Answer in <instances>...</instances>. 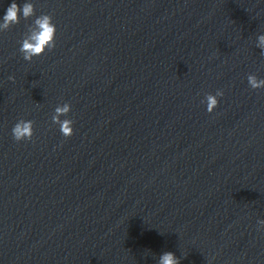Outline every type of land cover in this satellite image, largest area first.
Returning a JSON list of instances; mask_svg holds the SVG:
<instances>
[{
    "label": "clouds",
    "instance_id": "1",
    "mask_svg": "<svg viewBox=\"0 0 264 264\" xmlns=\"http://www.w3.org/2000/svg\"><path fill=\"white\" fill-rule=\"evenodd\" d=\"M35 15V8L33 3L25 2L22 5L18 4L16 0H12L10 6L6 9L5 14L2 16L0 22V31H6L11 26L20 22L21 17L24 20ZM56 25L53 23L51 15L43 14L38 16L32 25L28 26V32L22 40L19 51L26 61H31L33 57L43 55L47 50L55 47ZM256 46L261 49L264 54V34L257 37ZM14 80V77H9ZM248 84L252 89L264 88V79H258L256 75L250 74L247 77ZM223 96V92L218 90L215 95L207 94L205 99L207 103V111L213 112L218 106L217 97ZM203 102V101H202ZM71 110L69 104L57 106L55 114L52 116V122L60 126V131L65 138H69L74 134L73 121L70 119L61 120V116H66ZM12 135L15 141L31 140L34 135L33 121L19 120L12 128ZM259 228L264 229V220H259ZM158 264H179V260L171 252H165L159 258Z\"/></svg>",
    "mask_w": 264,
    "mask_h": 264
}]
</instances>
